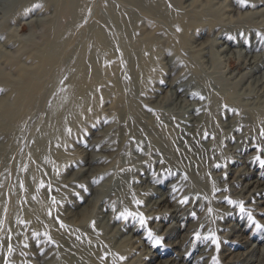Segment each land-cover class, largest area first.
<instances>
[{
  "label": "rangeland",
  "instance_id": "obj_1",
  "mask_svg": "<svg viewBox=\"0 0 264 264\" xmlns=\"http://www.w3.org/2000/svg\"><path fill=\"white\" fill-rule=\"evenodd\" d=\"M12 1L0 0L2 105L12 103L7 80L16 79L18 66H32L33 54L57 36L62 41L72 21L68 10L56 11L45 0H23L22 9L8 8ZM148 1L142 7L131 0H66L92 10L42 78L38 98L35 94L36 120L25 117L9 125L0 116V126L10 129L8 137L0 134V142L10 140L0 152V264L264 262V83L258 82L264 73V0ZM111 8L121 33L113 26ZM93 22L108 39L109 32L117 54L98 67L104 73L113 64L116 68L97 80L90 66L94 88L89 87V107L81 119L62 113L61 97L73 91L69 85L78 79L81 59L94 48L95 29L88 25ZM222 31L232 44L223 54L217 51L225 45L215 44ZM238 31L248 45L252 36L260 43L246 55L258 58L255 70L243 67ZM53 46L48 48L53 51ZM54 103L64 117H50ZM190 118L193 126L184 123ZM49 129L51 165L37 160L33 151L34 139ZM158 157L164 165L148 168ZM29 172L37 173L36 199L49 219L28 200ZM144 175L153 179L139 182ZM246 182L254 184L244 188ZM13 213L25 217L19 228Z\"/></svg>",
  "mask_w": 264,
  "mask_h": 264
},
{
  "label": "bare ground",
  "instance_id": "obj_2",
  "mask_svg": "<svg viewBox=\"0 0 264 264\" xmlns=\"http://www.w3.org/2000/svg\"><path fill=\"white\" fill-rule=\"evenodd\" d=\"M37 1H42V0H37ZM47 2H51V3H54V5H56V11L59 10L58 8H62L63 9H66L68 10L70 16H72V21L70 19V23H69V27L67 29V31L63 34V39L62 41H60V36H57V38H55V40L51 43L54 44L53 46V51L51 49H49L48 47L50 46V42L48 43L49 46L47 45L46 46V49L48 50H44L43 52L39 53V55H35V54H31L32 55V59H33V65L30 66V67H21V66H18V71L19 73L17 74L16 76V79L14 81L12 80H7L8 84L10 86H12V90L9 91V96L11 97V104H6V105H2V103L0 104V116L2 117V120H4L7 124L9 125H16V124H20V122L22 121V119H24L25 117L31 119V121H34L36 120V117H37V104L35 102V94L36 97L38 98V89H39V85H40V82L43 81L42 78L44 76L47 75V73L49 72V69L51 68L50 65L53 64V63H56V61H58V55L63 52L62 50L66 48V45L68 46L69 42H72L74 39V32L75 30L79 27V25H82L83 22L85 21L86 17L90 14V10H92V7L88 4H64L66 0H45ZM63 4H60L62 3ZM133 1L135 4L136 3H139V4H136V5H142V7L144 6L143 4H140L142 3L143 0H131ZM145 1V0H144ZM249 1V0H248ZM253 1V0H252ZM255 1V0H254ZM253 1V2H254ZM32 2V1H31ZM35 4H36V0L33 1ZM129 2V1H128ZM23 3V0H14L12 2H10L8 6V8L12 9V8H23L26 7V5L24 4H21ZM30 3V2H29ZM67 3V2H66ZM132 3V2H131ZM256 3V2H255ZM146 5L149 4V1L146 0ZM239 4V3H238ZM125 5V4H124ZM37 6V5H36ZM129 7V6H128ZM151 7V6H150ZM19 8V9H20ZM132 8V7H131ZM137 8V7H136ZM242 8V7H241ZM18 9V13L21 12L20 10ZM26 9V8H25ZM24 9V10H25ZM28 9V8H27ZM62 9V10H63ZM112 12H110L109 16L112 18V23H113V26L116 28V29H119L120 33L122 32V30L120 29V23H119V20H118V14H117V11L114 9V8H111ZM16 10V9H15ZM23 10V11H24ZM245 10V9H244ZM99 13V12H98ZM131 13H134L131 11ZM97 13H95L94 15L96 16ZM121 14V13H120ZM135 15H137L136 13H134ZM147 14V13H146ZM231 14V13H230ZM257 14V13H256ZM2 15V14H1ZM59 15V14H58ZM122 15V14H121ZM234 15V14H232ZM254 15V14H253ZM11 16V15H10ZM156 16V15H155ZM207 16V15H206ZM256 16V15H255ZM15 17V16H14ZM102 17V16H101ZM136 17V16H135ZM12 18V17H11ZM130 18V17H129ZM139 17H137L138 19ZM178 18V17H177ZM205 18V17H204ZM231 18V17H230ZM249 18V17H248ZM247 18V19H248ZM96 19L99 20L98 17H96ZM133 19V18H132ZM132 19H131V22H132ZM218 19V18H217ZM228 19V18H227ZM251 19V18H250ZM92 20V19H91ZM90 20V22H91ZM139 20V19H138ZM142 20V19H141ZM215 20V19H214ZM237 20V19H236ZM248 21V20H247ZM250 21V20H249ZM103 22V21H101ZM106 22V21H104ZM185 22V21H184ZM89 23V22H88ZM66 24V23H65ZM96 23H90L88 25H90V27L94 28L95 30L93 31V33L91 34L90 36V39H92V43L94 45V48L91 49L90 47V51H87V53L85 52L82 59H81V62H80V66H79V70L77 72V80H73L72 83L70 82V89H72L73 91H71V93L69 94H65V95H62L61 97V100L63 99L64 102H62L63 106L61 107H64V111L62 112L63 114H69L71 117L73 116H76V118L79 116H81V119L82 117L84 116L83 114H85L87 111H88V107H89V95L87 94L88 92L90 93L92 90L89 89V87H91V81L90 79L88 78V72H89V68L90 66H94V71L92 72L93 75H91L92 77L96 78L97 80L98 79H101L105 76V73L103 72V69L100 68L98 66H105V63L108 62V61H113V59H116V56L117 54L115 53V44L113 43V41L110 40V34L109 32L106 33L109 37V39L104 35V33L102 32L103 30H101L100 28L96 27L95 26ZM123 24V23H122ZM129 25V24H127ZM238 25V24H237ZM106 26H107V22H106ZM156 26V24H155ZM158 26V25H157ZM170 26V25H169ZM174 26V25H173ZM189 27V26H188ZM156 28V27H155ZM180 28V27H179ZM184 28V27H183ZM190 28V27H189ZM109 29V28H108ZM135 29V28H134ZM160 29V28H159ZM213 29V28H212ZM220 29V28H219ZM230 29V28H228ZM162 30V29H161ZM186 30V29H185ZM235 30V29H234ZM159 31V30H158ZM190 31V30H189ZM250 31V30H249ZM253 31V29H252ZM257 31V30H256ZM129 32V31H127ZM160 32V31H159ZM228 32V31H227ZM235 32V31H234ZM259 32V31H258ZM262 32V31H261ZM260 32V34H261ZM51 33V32H50ZM113 33V32H112ZM179 33V32H178ZM177 33V34H178ZM208 33V32H207ZM247 33V32H246ZM252 33V32H251ZM210 34V33H209ZM208 34V35H209ZM225 32L222 31L220 33V35L217 37L218 39H220V42H217L215 43L217 46L219 45H225L222 49H219L217 52L218 53H225V52H228L230 49V45L231 44V41H229L228 39L225 38ZM129 35V34H128ZM230 35V34H229ZM262 35V34H261ZM132 36V35H131ZM256 36V35H255ZM190 37V36H189ZM196 37V36H195ZM257 37V36H256ZM123 38V37H122ZM126 38V37H125ZM134 38V36L132 37ZM228 38V37H227ZM236 38L237 40L239 41L240 39H242L243 41L238 44V48L240 47V51L242 50L245 54L244 56V66L243 67H247V68H251L253 70L256 69V62L258 61V58L255 56V57H247L246 55H248V49H256L259 47V41H256L255 38L252 36L251 38V41L249 43V45L244 41L245 37L242 35V38L240 36V32L238 31L237 34H236ZM86 39V38H85ZM121 39V38H120ZM124 39V38H123ZM127 39V38H126ZM217 39V40H218ZM53 40V39H52ZM51 40V41H52ZM125 40V39H124ZM148 40V39H147ZM128 41V39H127ZM155 41V40H154ZM196 41V40H195ZM207 41V40H206ZM216 41V40H215ZM223 41V43L221 42ZM153 42V41H152ZM263 42V40H262ZM118 43V42H117ZM116 43V44H117ZM82 44V43H81ZM132 44H134L132 42ZM264 44V43H263ZM139 45V44H138ZM6 47V46H5ZM121 47V46H120ZM75 48V47H74ZM122 48V47H121ZM261 49V48H260ZM69 50V49H68ZM89 50V49H88ZM117 50V49H116ZM70 51V50H69ZM74 51V50H73ZM86 51V50H85ZM122 51V50H121ZM134 51V50H133ZM132 51V52H133ZM235 51V50H234ZM232 51L231 53L233 54ZM126 52H127V49H126ZM230 52V51H229ZM136 53V52H135ZM230 53V54H231ZM236 54V52H234ZM79 54V53H78ZM148 54V53H147ZM207 55L208 54H211L212 53H206ZM238 54V53H237ZM204 56V55H203ZM210 56V55H209ZM239 56V55H238ZM236 58V62L238 63L239 62V58ZM3 57V56H2ZM18 57V56H17ZM15 58V57H14ZM19 58V57H18ZM68 58V56L66 57ZM130 58V57H128ZM132 58V57H131ZM213 58V57H212ZM234 58V57H233ZM261 58V57H260ZM13 59V57H12ZM133 59V58H132ZM202 59V58H201ZM228 59V57H227ZM263 59V58H262ZM135 60V59H134ZM174 60V59H173ZM136 61V60H135ZM201 61V60H200ZM199 61V62H200ZM212 61V60H211ZM210 61V63H211ZM260 61V60H259ZM115 62V61H114ZM235 62V63H236ZM35 63V64H34ZM184 63V61H183ZM207 63V62H206ZM262 63V62H261ZM7 64V63H6ZM9 64V63H8ZM57 64V63H56ZM135 64V63H134ZM17 65V64H16ZM208 65V64H207ZM107 66V65H106ZM116 65L113 64L111 65V69H114L116 68L115 67ZM210 66V65H208ZM218 66V65H217ZM15 67V66H14ZM50 67V68H49ZM98 67V68H97ZM180 67V66H179ZM206 67V66H205ZM175 68V66H174ZM173 68V69H174ZM110 70H107V73ZM2 70V69H0ZM53 70V69H52ZM116 70V69H115ZM119 70V69H118ZM215 70V69H214ZM222 70V69H221ZM17 71V72H18ZM119 73L121 72L120 70L118 71ZM106 73V74H107ZM114 73V72H113ZM169 73V72H168ZM111 74V73H109ZM175 74V73H174ZM207 74V73H206ZM231 74V73H230ZM10 75V74H8ZM52 75V74H51ZM183 75V74H182ZM6 76V75H5ZM12 76V75H10ZM90 76V77H91ZM1 77V76H0ZM122 77V76H121ZM133 77V76H132ZM10 78V77H9ZM116 78V77H115ZM118 78V77H117ZM129 78V77H128ZM186 78V77H185ZM237 78V77H236ZM6 79V78H4ZM75 79V78H74ZM130 79V78H129ZM120 80V79H119ZM118 80V81H119ZM182 80V79H181ZM203 80V79H202ZM204 81V80H203ZM134 84H135V81L133 80ZM182 82V81H180ZM210 82V81H209ZM258 82L260 84L264 83V73L262 76H260L258 78ZM107 83V82H106ZM125 83V82H124ZM170 83V82H169ZM195 84H197L195 81H194ZM115 84V83H114ZM210 84V83H209ZM198 85V84H197ZM5 86V85H4ZM200 86V85H199ZM7 87V86H6ZM211 87V86H210ZM260 87V86H259ZM92 89L94 87H91ZM185 88V87H184ZM212 88V87H211ZM187 89V87H186ZM201 89V88H200ZM258 89V88H257ZM170 90V89H169ZM95 91V90H94ZM180 91V90H179ZM180 93V92H179ZM192 93V92H191ZM188 95V94H187ZM193 96H196V97H201L200 94H196V93H192ZM216 95V94H215ZM66 96V97H65ZM257 96V95H256ZM136 97V96H135ZM140 97V96H139ZM186 97V96H185ZM129 98V97H128ZM181 99V98H180ZM196 101V100H195ZM128 102V101H127ZM129 103V102H128ZM36 104V105H35ZM61 104V103H60ZM76 104V105H74ZM118 104V103H116ZM204 104V103H203ZM53 108L50 109L49 111V114H50V117L51 118H54V117H60L62 118V113H60V105H58V103H54L53 105ZM66 106V107H65ZM68 106V107H67ZM75 106V107H73ZM120 106V105H118ZM202 108V107H201ZM197 107H195L194 105H191V108L189 109L192 113H195L197 114L199 112V110ZM201 111V110H200ZM226 112V111H225ZM245 112V111H244ZM202 113V111H201ZM200 113V114H201ZM254 113V112H253ZM263 113V112H261ZM61 114V116H60ZM264 114V113H263ZM154 115V114H152ZM227 115V114H226ZM194 116V115H193ZM204 116V115H203ZM64 117V116H63ZM211 117V116H210ZM252 117V116H251ZM118 118V117H117ZM189 118V117H188ZM195 118V117H194ZM56 119V118H55ZM65 119V118H64ZM201 119V118H200ZM204 119V118H202ZM262 119V118H260ZM48 120V119H47ZM45 120V121H47ZM191 118L190 119H186L184 121V123L187 125V126H193L194 123L191 122ZM78 121V120H76ZM80 121V120H79ZM161 121V120H160ZM163 121V120H162ZM165 121V120H164ZM201 122V120H199ZM205 121V120H204ZM129 122V121H128ZM171 122V121H170ZM52 123V122H51ZM176 123V122H175ZM203 123V121H202ZM114 124V123H113ZM128 124V123H127ZM201 124V123H200ZM211 124V123H210ZM241 124V123H240ZM62 125V124H61ZM160 125V124H159ZM205 125V124H204ZM248 125V124H247ZM246 125V126H247ZM1 126H3L1 124ZM0 126V134L1 136H6L8 137L9 136V131L10 129H4V127H1ZM53 126V125H52ZM57 126V125H56ZM166 126V124L164 125ZM201 126V125H200ZM199 126V127H200ZM242 126V125H241ZM45 127V126H44ZM54 127V126H53ZM153 127V126H152ZM157 127V126H156ZM161 126H159L160 128ZM174 127V126H173ZM175 127H178L177 125H175ZM203 127V126H202ZM201 127V128H202ZM65 128V127H64ZM130 128V127H128ZM159 128H156V130ZM163 128V127H162ZM166 129L170 127H165ZM47 129V128H46ZM115 129V128H114ZM150 129V128H148ZM165 129V130H166ZM200 129V128H199ZM236 129V128H235ZM3 130V131H2ZM44 130V129H43ZM157 130V131H158ZM162 130V129H161ZM151 131V130H150ZM167 131V130H166ZM170 131V130H169ZM204 131V129H203ZM40 132V131H39ZM116 132V131H115ZM176 133V131H174ZM200 132V131H199ZM53 131L51 129H49L48 131H45L43 133V135H41L39 137V139L35 140L34 139V143H33V151H34V155L36 157L37 160L39 161H42L43 163L45 164H50L51 165V158L50 156H48V153H49V148H48V145H47V141L50 139L51 135H52ZM145 133V132H144ZM154 133V132H153ZM160 133V132H159ZM171 133V132H170ZM169 133V134H170ZM209 133V132H208ZM256 133V132H255ZM198 134V133H197ZM257 134V133H256ZM121 135V134H120ZM144 135V134H143ZM151 135V134H150ZM154 135V134H153ZM159 135V134H158ZM164 135V134H163ZM168 136V134H166ZM173 135V133H172ZM177 135V133H176ZM200 135V134H199ZM149 136V135H148ZM150 137V136H149ZM149 137H147V140L150 139ZM157 137V136H156ZM164 137V136H163ZM169 137V136H168ZM177 137V136H176ZM258 137V135H257ZM171 138H173L171 136ZM110 139V138H107V140ZM137 139V138H136ZM162 139V138H161ZM196 139V138H194ZM228 139V138H227ZM112 140V139H111ZM143 140V139H142ZM146 139L143 140V142L145 141L144 144H146ZM151 140V139H150ZM167 140V139H166ZM180 140V139H179ZM183 140V139H182ZM187 140V139H186ZM206 140V139H205ZM115 141V140H114ZM169 141V140H168ZM167 141V142H168ZM177 141V139L175 140ZM10 140H8V138H5L2 142H0V152H4L5 151V148H6V145L9 144ZM105 142V140H104ZM136 142V141H135ZM166 142V143H167ZM230 142V141H229ZM237 142V141H236ZM106 143V142H105ZM116 143V141H115ZM169 143V142H168ZM174 143V141L172 142ZM185 143V141H184ZM130 144V143H129ZM142 144V143H141ZM153 144V143H152ZM156 144V143H155ZM163 144V143H162ZM251 144V143H250ZM108 145V144H107ZM133 145V144H132ZM131 145V146H132ZM154 145V144H153ZM159 145V144H158ZM157 145V146H158ZM169 145V144H168ZM180 145V144H179ZM127 146V145H126ZM156 146V145H155ZM156 146V148H158ZM162 146V145H161ZM117 147V146H116ZM125 147V146H122V148ZM142 147V145H141ZM150 147V146H149ZM149 147H148V150H149ZM163 147V146H162ZM166 147V146H164ZM172 147V146H171ZM126 148V147H125ZM133 148V146H132ZM155 148V147H154ZM168 148V147H167ZM173 148V147H172ZM176 148V146H175ZM178 148V147H177ZM104 149V147H103ZM108 149V148H107ZM109 149H112V148H109ZM124 149V148H123ZM163 150V148H161ZM225 149V148H224ZM105 150V149H104ZM129 150V149H128ZM145 150V148H144ZM177 150V149H176ZM106 151V150H105ZM137 151V150H136ZM154 151V150H153ZM157 151V150H156ZM164 151V150H163ZM174 152V150H171ZM224 151V150H223ZM132 152V151H131ZM162 152V151H161ZM178 152V151H177ZM110 153V152H109ZM145 153V152H144ZM148 153H151V152H148ZM155 153V152H154ZM127 154V153H126ZM136 154V153H135ZM142 154V153H140ZM159 154V153H157ZM167 155V154H166ZM169 155V154H168ZM142 156V155H141ZM149 156V155H148ZM147 156V157H148ZM162 156V155H161ZM164 156V155H163ZM173 156V155H172ZM204 156V155H203ZM207 156V155H206ZM125 157V156H123ZM150 157V156H149ZM171 157V156H170ZM121 158V157H120ZM143 158V157H142ZM141 158V159H142ZM165 158V156L163 157ZM162 158V159H163ZM160 157L151 160V162H148L150 163L149 165H147L148 168L151 169V167L153 165H157L160 164V165H164L163 164V161ZM210 159V158H209ZM213 159H216V158H213ZM170 161V159H168ZM179 160V158H178ZM146 161V160H145ZM150 161V160H149ZM230 161V160H229ZM171 162V161H170ZM174 162V161H173ZM131 164V162H130ZM146 164V163H145ZM1 167H0V172L3 171L4 169V164H0ZM169 165V164H168ZM217 165V164H216ZM253 165V164H252ZM174 166V165H173ZM133 167V166H132ZM140 168V167H139ZM59 169V168H58ZM142 170V169H140ZM152 170V169H151ZM127 171V170H126ZM134 172V171H133ZM139 172V171H138ZM137 172V173H138ZM186 173V172H185ZM153 174V173H152ZM247 173H245L243 175V177L246 176ZM28 176L30 177V187L28 188V193H27V196H28V200L29 202L37 207L39 213L45 218V219H49L50 218V214L49 212H45V211H41V203L39 204V201H38V195H37V190H38V187H39V182H38V177H37V173L35 172H29ZM54 177V176H53ZM192 178V177H191ZM153 179L152 176H149V175H144V178L143 179H140L139 182L141 183H147L149 181H151ZM155 179V177H154ZM239 179V178H238ZM199 180V179H198ZM257 182V181H256ZM237 183V182H236ZM258 183V182H257ZM245 184V183H244ZM254 183L253 182H246V185L244 188H248L250 186H252ZM148 185V184H147ZM259 184H257L258 186ZM263 186V185H262ZM17 189V188H15ZM144 189V188H143ZM217 190V189H216ZM215 190V191H216ZM147 191V190H146ZM219 191V190H218ZM247 191V190H246ZM261 191H263V187L261 189ZM260 191V192H261ZM155 193V192H154ZM158 193V192H157ZM112 194V193H111ZM255 194V193H254ZM159 197V196H158ZM38 198V199H36ZM160 198V197H159ZM204 199V198H203ZM165 200V197L162 195L160 200L157 202L160 204V202L164 201ZM252 200V199H251ZM111 203V202H110ZM117 203V202H116ZM115 207V206H114ZM104 208V207H103ZM113 208V207H112ZM117 208V207H115ZM114 208V209H115ZM196 208V207H195ZM102 210V209H100ZM116 210V209H115ZM174 213V212H173ZM114 214V213H113ZM5 215L6 213H4L3 215V219L5 218ZM12 215V222L16 225V228H19L23 222H25V217L22 216L21 214H10ZM110 217V216H109ZM113 219V218H112ZM103 220V219H102ZM50 221V220H49ZM52 221V220H51ZM106 221V220H105ZM108 223V222H107ZM127 223V222H126ZM34 224V223H33ZM66 224V223H65ZM103 224V223H102ZM63 225V223H62ZM49 226V225H48ZM138 226V225H137ZM25 227V226H24ZM67 227V226H65ZM79 227V226H78ZM61 228V227H60ZM25 229V228H24ZM23 230V229H22ZM29 230V229H28ZM35 231V230H34ZM41 231V230H40ZM75 231V230H73ZM38 235V234H37ZM43 235V234H42ZM76 235V234H75ZM78 236V235H77ZM45 237V236H44ZM113 237H118V232H116L115 234H113ZM40 239V238H39ZM30 241V240H29ZM50 241V240H49ZM68 241V240H67ZM24 242V241H23ZM51 242V241H50ZM25 243V242H24ZM42 243V242H41ZM52 243V242H51ZM55 244V243H54ZM67 244V243H66ZM115 244V243H114ZM22 245H24L22 243ZM45 245V244H44ZM51 245V244H50ZM65 245V243H64ZM11 246V245H10ZM56 247V246H55ZM60 247V246H59ZM45 249V248H44ZM35 254V253H34ZM174 264V263H173ZM251 264H264L263 260H256L254 262H252Z\"/></svg>",
  "mask_w": 264,
  "mask_h": 264
},
{
  "label": "snow or ice",
  "instance_id": "obj_3",
  "mask_svg": "<svg viewBox=\"0 0 264 264\" xmlns=\"http://www.w3.org/2000/svg\"><path fill=\"white\" fill-rule=\"evenodd\" d=\"M259 159V158H258ZM182 203H186V201L185 202H182ZM241 211H243V208H241Z\"/></svg>",
  "mask_w": 264,
  "mask_h": 264
}]
</instances>
